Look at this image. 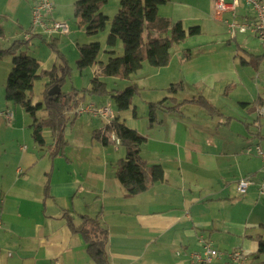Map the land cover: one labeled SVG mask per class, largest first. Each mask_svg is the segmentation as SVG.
<instances>
[{"label":"crops","instance_id":"0c3cea01","mask_svg":"<svg viewBox=\"0 0 264 264\" xmlns=\"http://www.w3.org/2000/svg\"><path fill=\"white\" fill-rule=\"evenodd\" d=\"M34 1L0 0V25L3 28L0 38L4 48L9 45L5 35L11 41L30 39L33 45L43 40L51 47L49 42L57 34L46 36L29 33ZM50 1L53 9L49 16L66 21L70 12H73L76 0ZM167 3L172 4L170 16L160 15L173 22L180 20L184 27L185 20L226 24V20L231 18L229 11L217 14L214 10L211 16L201 1L191 5L185 0H167L159 6ZM253 15L254 10L243 2L236 9L237 19ZM191 26H198L201 33V25ZM212 32L215 34L213 37L218 36L217 27H213ZM225 34V40L229 43L241 33L234 37H230L228 31ZM44 43L43 48L46 47ZM58 43L57 48L60 49ZM63 55L70 65L69 57ZM172 55L171 50L170 61ZM33 56L39 70H50L59 62L55 52L37 54L34 51ZM239 59L245 61L242 57ZM191 61L189 50V57H181L177 67L184 88L168 97L176 98L175 94L185 92L189 85H196L203 80L197 70H187ZM2 63L6 65L2 66ZM10 68L11 62L1 57L0 110L10 108L14 114L9 123L3 117L0 118V264H96L89 255L83 237L70 229L65 212L75 225L80 223V215H98L108 234L109 264H179L186 258L185 252L200 249L199 239L213 243L212 234L224 230L232 232V227L246 232L248 221L234 223L233 220H226L217 204L221 199L228 201L234 198L231 196L238 192L236 181L241 176L251 175L252 180L260 181L264 175L262 160L259 167L252 166L251 158H246L243 150L249 148L255 136L264 139L261 132L250 127L257 118L256 112L253 110L249 113L247 109L257 97L264 100L260 92L257 91L252 102L238 101L240 105L241 102L247 103L246 107L241 106L249 114H254L253 121L227 115L216 128L212 120L207 118L222 115L214 104L219 115L211 116L205 111L207 116H202L198 110L201 107L191 102L180 106L178 110L157 109L156 123L152 126L148 125V120L146 124L140 123L135 108L132 115L126 114L130 104L125 111L116 109L114 116L119 121L146 136V141L140 147L141 156L148 164H160L164 170L163 181L154 182L145 191L129 196L115 178L116 162L125 156L124 146L114 142L103 144L93 137V131H102L104 121L89 113L68 111V122L64 129L67 145L63 155L51 156L50 150L47 151L49 146H53L49 129L43 130L44 146H38L31 135V118L20 106L4 98L5 78ZM194 71L196 75H187V72ZM90 74L88 82L83 71L72 69L70 79L75 84L73 87L78 90L89 87L94 76V73ZM223 74L224 77H234L236 81L239 79L235 71ZM46 81V77L34 81V100H42ZM215 81V78L209 81V86L214 87ZM254 83L260 87L259 91L263 90L262 86ZM238 84L240 87L243 85ZM198 86L203 87L200 84ZM241 95H244L243 90L237 92L238 98ZM110 101L108 96H89L84 100L101 105H111ZM169 102H165V105L170 106ZM120 114H123L122 117ZM251 152L253 150L250 149L248 154ZM46 182L48 193L44 196ZM260 224L264 226V223ZM244 236L242 245L234 249L246 251L249 262L251 252L253 258H258L255 257L257 242L251 238L252 235L245 233ZM177 251L181 254H177Z\"/></svg>","mask_w":264,"mask_h":264},{"label":"trees","instance_id":"16d2710c","mask_svg":"<svg viewBox=\"0 0 264 264\" xmlns=\"http://www.w3.org/2000/svg\"><path fill=\"white\" fill-rule=\"evenodd\" d=\"M167 0H120L119 8L110 22L109 33L106 44L113 48L117 39L121 41L122 53L115 55L113 50H108V60L106 62L97 60L100 49L98 42L78 44V59L75 61V68L81 71L83 68L98 63L99 75L111 76L120 79L129 76L142 67V63L147 61L154 67L166 66L171 58V50L174 46L182 43L189 37L200 33L198 26L185 28L180 20L171 21L158 13L159 4ZM107 0H76L73 13L79 22L85 26L87 35H95L102 31L107 22L100 8ZM3 28L0 25V35ZM58 38L53 36L50 46L56 53L59 62L52 66L50 70H39L36 58L26 51L30 39H13L9 46L0 48V58L10 56L11 68L6 78L4 86L5 100L20 106L31 118V135L35 143L43 147V130L48 128L53 136V146H49L50 155H63L67 140L64 129L68 122L67 112L74 110L80 102H84L87 97L108 96L112 99L116 108L125 110L129 107L130 99L134 94L139 93L140 88L135 84L125 86L121 92L116 89H108L106 84L99 78V75L91 79L90 86L76 89L73 86L70 91L63 92L62 81L65 76L70 77L72 71L67 59L57 48ZM184 59L189 57V50L183 51ZM242 60V59H241ZM244 64V60L240 61ZM47 78L42 94V100H34L33 83L40 78ZM57 85L59 93L48 95V90ZM183 81H177L167 88L170 94L183 90ZM170 101V106L165 102ZM185 103L191 102L203 108L211 116L219 115V111L204 96L183 100ZM183 102H177L174 96L165 97L154 103H148V125L156 123V111L178 110ZM243 107L247 103L241 102ZM260 105H264V100L257 97L247 109L249 112ZM42 113V114H40ZM114 131L120 139V144L125 148V156L116 162L115 178L123 188L126 195L139 194L154 183L164 179V170L160 164H148L140 154V147L146 141L144 135L135 129L127 126L114 116L110 125L103 127L102 131H93V137L99 139L103 144L112 142L108 133ZM48 193V185L44 187L43 195ZM65 219L73 232L79 233L87 243L89 255L96 264H109L107 256L108 234L102 226L98 215H80V223L75 225L68 213H64ZM257 242L255 257L264 255V236L255 234L251 236ZM264 264V260L260 262Z\"/></svg>","mask_w":264,"mask_h":264},{"label":"rangeland","instance_id":"374dc122","mask_svg":"<svg viewBox=\"0 0 264 264\" xmlns=\"http://www.w3.org/2000/svg\"><path fill=\"white\" fill-rule=\"evenodd\" d=\"M187 3L194 5L195 2L201 1L206 5L207 11L213 16L214 14V3L213 0H185ZM120 0H107V2L100 8L101 13L107 17V22L102 31H99L95 35H87L85 32V26L79 22V19L74 16L73 12H70V16L67 18V23L69 24L70 31L66 34H57L55 37H58L57 43L60 44L59 51L69 57L70 66L72 69L75 68V61L78 59V49L75 47L79 44L98 42L100 44V49L97 55V60L106 62L108 60L109 54L108 50H113L115 55H120L122 53V44L119 39H117L116 45L111 48L106 44V38L109 33L110 22L113 16L116 14L119 8ZM171 3H167L165 6H159V14H164L170 16L171 14ZM188 11V9H187ZM189 14V12H187ZM226 14H224L225 16ZM201 25V33L187 38L182 43L174 46L172 49V59L169 62L168 67H154L144 61L142 67L136 72L132 73L129 78L120 79L111 76H101L99 75V65L98 63L92 66L85 67L81 70L83 71V76L89 82L90 73H94V76L99 75V78L108 86V89H123L125 86L135 83L140 87V91L137 94H134L130 99V108L126 114L132 115L133 108L136 110V115L140 123H145L148 120V103L157 102L168 97L170 93L167 91V88L170 84L177 82L182 79L181 73H179L177 67L180 63V58L184 57L182 53L187 48L190 50L192 61L187 65V70H197L203 79L200 83L196 85H189L185 92H179L175 94L178 102H183L180 106L183 107L185 102L183 100L187 98L197 97L198 95H205L211 101V104L215 105L221 112V116L216 117H207L209 120H212V124L217 126L219 122L224 120V117L229 115L239 120H247L248 122L253 121L255 118L254 114H249L246 109L242 108L238 104L239 100H245L252 102L258 92L264 97V44L256 37L250 34V32H244L237 34L236 38L230 40L229 43L225 40L227 31L226 24L224 22H213V21H184L185 27L191 25ZM213 27L218 28V36L213 37L214 32H212ZM7 35L9 33L6 31ZM222 36H219L220 34ZM6 41L12 42L9 37L5 35ZM228 37V36H227ZM0 38V48H4L3 43ZM34 42V40H33ZM41 42L36 41L34 45L32 42H29L28 47H24L23 51H26L27 54L33 56V53H44L49 52L54 53L51 47H48L46 43L43 48ZM8 45V46H9ZM42 46V47H39ZM6 47V46H5ZM38 47L39 49H34ZM176 50V51H174ZM241 53L240 55H237ZM240 57L244 58L247 62L246 65L242 64ZM6 60L10 61V56L6 55L3 57ZM230 61V64H229ZM5 63H2V66H5ZM78 70V69H76ZM95 70V72H94ZM235 71L238 74V81L234 77H224V72ZM9 73V72H7ZM188 76L196 75L195 71L192 73L187 72ZM7 76V75H6ZM93 76V77H94ZM92 77V78H93ZM213 78L216 79L214 87L209 86V81ZM222 80H219L221 79ZM6 79V78H5ZM219 80V81H218ZM174 81V82H172ZM262 86V91H259ZM241 87L239 86V84ZM200 84L202 88L198 86ZM71 86H75L74 82L70 77L65 76L62 81L61 89L63 92H69ZM151 87H155L151 89ZM201 89L203 93L201 92ZM229 89V92H228ZM244 92V95L237 97V92ZM258 91V92H257ZM111 99V98H110ZM112 100V99H111ZM111 109L114 111L117 109L112 101H110ZM187 105V104H185ZM191 108H198L196 106H190ZM188 108V107H187ZM182 110V109H181ZM202 116H207L203 108H198ZM125 111V110H123ZM115 114V113H114ZM121 117L123 114H120ZM256 115V113H255ZM257 116V115H256ZM97 120V119H96ZM103 121V120H102ZM258 122V127L256 125ZM250 127L254 128L255 131L261 132L264 135V119L255 118L253 123L251 122ZM260 130V131H259ZM141 134V133H140ZM146 137V136H145ZM226 145V143H225ZM258 146L259 149L264 151V139L254 137V140H251L249 148L245 147L246 158L250 157L253 162L254 167H259L261 159L255 153V147ZM246 149L250 151L253 150L250 154L246 152ZM262 167V163H261ZM258 171V170H257ZM255 177V176H254ZM259 180L256 181L254 178L252 184L247 187V193L240 194L234 192V198L221 199L217 207L221 209V213L224 215L226 220H233L243 222L248 221L249 227L246 229V232L238 231L235 227H232V232H217L212 234L211 239L213 245L221 250L231 251L234 248H239L242 245V241L245 239L244 234L255 235L257 233L264 235V226L260 223H264V194H259L258 184ZM234 201V202H230ZM234 218H232V217ZM236 219V220H235ZM248 239H250L247 236ZM209 241V240H208ZM246 252V251H245ZM249 262L251 264H260L264 260V255H260L257 259L253 258L252 252L250 254Z\"/></svg>","mask_w":264,"mask_h":264},{"label":"built area","instance_id":"2783aa9c","mask_svg":"<svg viewBox=\"0 0 264 264\" xmlns=\"http://www.w3.org/2000/svg\"><path fill=\"white\" fill-rule=\"evenodd\" d=\"M241 2L254 10V15L237 19L236 9ZM53 9L50 0H35L31 6V27L29 33H39L46 36L69 33V24L66 21L55 20L49 16ZM214 10L217 14L229 11L231 18L226 20L227 31L230 37L237 33L250 32L264 44V0H214ZM257 119H264V105L256 108ZM74 113H89L94 117H99L104 121V126L110 125L114 118V113L108 103L95 104L93 102H80L74 109ZM13 110L4 108L0 110V118H4L8 123L13 119ZM258 127V122L256 121ZM109 138L115 144H120V139L114 131L108 133ZM257 154L262 160V170L264 172V151L255 147ZM249 152V150H247ZM252 184L251 175L241 176L236 181V189L240 194L246 192L247 187ZM259 194H264V175L258 184ZM200 249L185 252V259L179 264H249L248 253L242 249L231 251L221 250L212 245L210 241L199 239ZM177 254L181 252L177 251Z\"/></svg>","mask_w":264,"mask_h":264},{"label":"water","instance_id":"95a60500","mask_svg":"<svg viewBox=\"0 0 264 264\" xmlns=\"http://www.w3.org/2000/svg\"><path fill=\"white\" fill-rule=\"evenodd\" d=\"M59 87L57 86V85H54V86H52L49 90H48V95H50V96H52V95H54V94H57V93H59Z\"/></svg>","mask_w":264,"mask_h":264}]
</instances>
